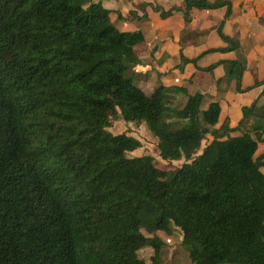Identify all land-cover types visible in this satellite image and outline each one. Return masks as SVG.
<instances>
[{"label":"trees","instance_id":"1","mask_svg":"<svg viewBox=\"0 0 264 264\" xmlns=\"http://www.w3.org/2000/svg\"><path fill=\"white\" fill-rule=\"evenodd\" d=\"M183 1L150 6L185 22L193 10L225 13L223 45L180 54L181 64L240 47L222 32L230 0ZM110 13L93 0H0V264H164L157 232L175 230L191 264H264V153L255 156L264 108L243 106L230 128L199 91H143L130 71L144 34L121 30ZM245 64L199 70L222 65L242 92ZM118 117L145 123L159 157L182 164L160 176L151 155L129 157L141 142L107 130ZM248 117L256 138L231 135Z\"/></svg>","mask_w":264,"mask_h":264},{"label":"crops","instance_id":"2","mask_svg":"<svg viewBox=\"0 0 264 264\" xmlns=\"http://www.w3.org/2000/svg\"><path fill=\"white\" fill-rule=\"evenodd\" d=\"M112 2L117 4L120 0H113ZM230 2L231 15L224 19L222 32L238 40L240 49L218 53V57L208 55V60L200 63V66L223 59H236L242 55L246 59V64L241 77V88H246L253 84L254 75L257 81L262 80L264 76V0H230ZM139 4H141L140 9L143 14L144 11L148 14L139 16L134 27L124 28L126 22L120 24L121 27L116 24L121 30H140L144 34V41L134 48L141 60L133 68L135 72L150 71L152 67L150 68L149 62L157 60L159 70L163 71L166 82L177 83L182 78H188L194 71L192 64H181L180 54L185 58L193 59L205 48L212 45L211 42L215 43L212 46L223 45L217 34L216 26L223 20L225 8L193 10L189 20L185 22L180 11H175L170 16L161 18L150 6L158 5L167 11L174 7L182 8L184 6L183 0H144ZM259 18H262L263 21L260 22ZM216 71L217 77L223 79L222 66H218ZM213 79L210 72L197 71L192 75V81L196 85L191 87L197 88V90L210 95L213 100L219 102L218 123L227 119L228 126L236 128L242 118L241 108L255 100L264 108V94L260 93L264 88L263 85L237 92L234 89V81H230L228 87L223 89L220 87L221 85L214 83ZM136 84L144 91L138 83ZM247 121L246 126L250 128L252 118L248 117ZM263 153L264 141H259L255 156Z\"/></svg>","mask_w":264,"mask_h":264},{"label":"rangeland","instance_id":"3","mask_svg":"<svg viewBox=\"0 0 264 264\" xmlns=\"http://www.w3.org/2000/svg\"><path fill=\"white\" fill-rule=\"evenodd\" d=\"M93 1H99L105 8H108L109 10H111L110 16H111L114 24H117L118 26L121 27L120 24L126 22V24H125L126 27H124V28L134 27L137 20L139 19V16H146L148 14L147 12L145 13V11L143 14V12L140 9L141 4H139V3L144 1V0H120V2L117 4L115 2H112L113 0H93ZM213 43L211 42L210 44L215 45V43L214 44ZM212 45L208 46L203 51H205L209 48L216 47V46H212ZM238 49H240V48H238ZM225 52H230V51H225ZM218 53L220 54V53H224V52L214 51V52L206 53V54L200 56L194 62H187V63H190L193 65L194 71L190 74V76L188 78H182V79H180L181 81H179L177 83L176 82H174V83H167L166 82L163 71H161V69L159 70V62L157 60H151L149 62L150 68L151 67L153 68V69L151 68L150 71H137V72H135L132 69V71H130V75L132 77V80L134 82L138 83L144 89V91H146L147 93L151 92L155 87H157L159 85H163L165 90L169 93L173 92V88L175 86L183 85L187 88V92L191 93L193 91H199V90H197V88L191 87L193 85H196L193 81H190V78L192 79V75L195 74L197 71H200L199 70L200 67L206 68L207 66L212 64V63H209L205 66H200V63L206 62L208 60V58H207L208 55L218 57L217 56V55H219ZM241 57H242V55L239 58H241ZM213 63H215V62H213ZM218 66H222V65H218ZM217 67H214L213 69H211L208 72H210L212 74V76L214 78L213 79L214 83L221 85L220 87L225 89L226 87H228L230 81H233V80H229L225 77L223 79L219 80V78L217 77V73H216ZM222 68H223V66H222ZM201 71L207 72V70H201ZM223 71L225 73L224 68H223ZM253 78H254V82L251 86L246 87V88H248L247 90L256 87L255 75ZM263 78H264V76H263ZM221 81H223V82H221ZM261 85L264 86V84H261ZM262 90L260 91V93L264 94V92L262 93ZM199 92H201V91H199ZM202 94L204 95L202 107L205 108L207 103L213 99L210 97V95H207L204 93H202ZM182 100H183L182 95L176 96V98H174V102L182 101ZM249 105H246V106H249ZM256 105L261 107L257 102H256ZM261 108H263V107H261ZM247 123H248V121H247ZM252 123H253V121H252ZM244 127L245 126L241 127L240 129L237 128L235 131H232L231 135H238L241 132H249L253 138H256V135L253 133L251 128L249 131V130H246L247 128H244ZM107 130L110 131L112 134L126 133L127 135L138 139L141 142V146L139 148L135 149L134 151L129 152L128 156L131 158H137V157L144 155V154L151 155L154 158V164L157 167V169L159 170L160 176H162V174H163V176H167L170 172H172L174 167L180 166L182 164V162L184 161L183 159L178 160V161H175V160L174 161H164V160H162L158 155V150L156 147V143H157L156 139L151 135V133L148 130V128L146 127L145 123L126 122L121 117H118L116 120L112 119L110 121V126L107 127ZM261 137H262V139H264V132L261 135ZM210 138H211V135L207 134L205 140H208ZM205 140L202 141L201 148L204 146ZM263 141L264 140H261L260 142H263ZM199 152H200V150H199ZM261 169L264 172V166ZM175 231L176 232L173 231L171 233H165L163 231L158 232V235L161 237V239L163 241V248H164L163 252H166L165 257L163 258V263L164 264H191L186 251L182 248V245L180 242V237H181L180 232L178 230H175ZM147 254H148V250L145 249V250L140 251L138 253V256L143 258V257H146Z\"/></svg>","mask_w":264,"mask_h":264}]
</instances>
